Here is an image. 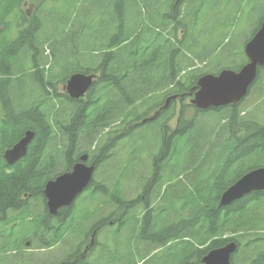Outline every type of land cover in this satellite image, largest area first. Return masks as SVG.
<instances>
[{
  "label": "trees",
  "instance_id": "trees-1",
  "mask_svg": "<svg viewBox=\"0 0 264 264\" xmlns=\"http://www.w3.org/2000/svg\"><path fill=\"white\" fill-rule=\"evenodd\" d=\"M245 1L262 3L90 0L91 7L74 23L71 7L78 0H55L51 8L40 0L44 15L37 10L30 19L21 8L24 0H0V224L19 219L14 232L1 230L0 253L22 246L47 217L32 215L26 200L42 197L43 184L56 175L55 153L61 152L60 163L66 166L75 153L89 152L96 175L119 149L114 184L95 177L91 194L103 196L114 208L105 217L95 216V237L116 213L111 230L126 238L116 240L114 250L102 243L95 264H202L208 250L230 240L238 244L233 264H264V246L255 245V236L264 234V191L218 205L227 186L264 166V114H256V107L264 105V66L242 101L206 110L189 103L177 107L202 75L245 64L243 50L232 42ZM43 16L52 34L43 33ZM13 22L17 29L11 35ZM73 73L95 75L85 95L76 99L57 92ZM26 130L34 132L26 155L9 165L3 153ZM81 141L95 146L79 148ZM225 152L217 168L208 167ZM143 160L150 170L139 174L134 167ZM126 174L136 180H127ZM122 180L142 190L126 199ZM17 208L23 211L6 217ZM81 218L68 220L70 234L82 233ZM45 226L42 230L51 236L39 246H54L63 231ZM120 242L128 250L115 249Z\"/></svg>",
  "mask_w": 264,
  "mask_h": 264
},
{
  "label": "water",
  "instance_id": "water-1",
  "mask_svg": "<svg viewBox=\"0 0 264 264\" xmlns=\"http://www.w3.org/2000/svg\"><path fill=\"white\" fill-rule=\"evenodd\" d=\"M243 51L247 62L238 70L222 69L217 74H204L197 81V89L189 102L199 109L220 107L236 103L247 94L255 80L259 67L264 66V18L254 35L244 44ZM94 75L84 73L71 74L66 82V92L70 98L82 97L92 83ZM34 137L32 130L24 134L3 153L5 161L12 165L26 155L27 147ZM88 155L79 156L70 172H63L46 181L43 194L50 213L60 206L70 204L87 186L94 167L86 165ZM264 190V167L252 169L242 175L219 198V205L231 202L256 191ZM235 242L210 250L201 260L203 264H230V255L235 251Z\"/></svg>",
  "mask_w": 264,
  "mask_h": 264
},
{
  "label": "rangeland",
  "instance_id": "rangeland-1",
  "mask_svg": "<svg viewBox=\"0 0 264 264\" xmlns=\"http://www.w3.org/2000/svg\"><path fill=\"white\" fill-rule=\"evenodd\" d=\"M52 1L54 2L55 0H47L45 8H51V7L55 6L54 4H52ZM39 2H40V0H24L21 8H22L23 11H25L28 14V15L27 14L26 15L29 17V19L31 17H33L37 13V10H38V12H40L39 14L44 15L43 11L40 8L41 6H40ZM250 2H248V4H247V1H245L243 3L242 11L239 12V15L236 18V22H235V25H234V27H235L234 31L235 32L233 33V35L235 36V40H232V42L236 41V44L241 49H243V41H245V39L248 38V36L251 34V29H253L256 26V24L260 20V17L264 14V0H262V3L259 4V5H256V3L254 4V1H253L252 4H250ZM72 5L73 4H70L68 6L69 7L68 11L64 10V12L68 13L69 9H70V7ZM90 7H91L90 0H85V1L78 0V3H75L71 7V12H72V16H71L72 17V21L71 22L76 23V18L75 17L77 15H78L79 21H81L80 20V15L83 16L84 11H86ZM65 8H66V6H65ZM43 18H44V22H45L44 25H41V27L44 28V32L43 33L44 34L45 33H49V32L51 33L52 32L51 25L49 24V22H47L45 20V16H43ZM49 18H50V16H49ZM16 29H17L16 22H13L11 35H14L16 33ZM41 34H42V32H41ZM44 51H45V54H49L47 46L44 49ZM201 65L202 64H198L197 66H201ZM65 86L66 85L64 83H59L57 92L58 93H63V92L66 93ZM262 89H263V87H261V90ZM248 101H249V98H248L247 102ZM183 103H188V99H182V101L178 100L177 101V106L180 107V104H183ZM256 109H257L256 110V114L257 115L262 116L264 114V105L260 104L258 107H256ZM153 115H154V113H152L146 119L148 120V118H150ZM213 123H214V120L211 118L210 119V124L213 125ZM134 124L135 123L133 122L131 125H134ZM171 124L174 125V121H172ZM91 146L92 147L95 146L94 142L92 144H88L86 141H81L79 148H89ZM55 154L57 155L56 156L57 165H56V169L54 170L52 175L60 173L61 170H62V164L60 163V159H59L60 155H61V152H57ZM224 154H227V153L225 152V153H222V154L212 158L211 161L208 163V167L212 166V167H214V169H215V167L217 168L219 163L222 162ZM121 155H122V153L119 151V149H117L114 152V155H113L112 159L110 160V162H108L104 167H102V170H99L98 174H96V175L94 174V177H96L97 180H99V181L101 180V182H105L107 184L113 185L114 182H113V180L111 178L112 173H113V166H117L118 165V160L121 158ZM141 159H145V155H142ZM231 164L232 163H230L228 169H230ZM221 165H222V163H221ZM123 166H124V163H121L119 165V167H123ZM134 170H135V172H138L139 174H141V172H143V170H145V173H146V172H148L150 170V165H148L146 160H143V163H139L138 165H136L134 167ZM208 174H210V173H208ZM126 179L131 181L132 177L128 178V175H127ZM133 179L136 180V178H133ZM183 180L186 181L185 179H183ZM123 181L124 180L121 181V184H123ZM132 184H133L132 182H130V184H129V182L126 181L121 186V189H122V192H123V196L126 199H130V198L134 197L141 190L137 185L133 184L135 186L134 187V186H132ZM172 191L177 194V192L179 190H178L177 187H174ZM86 198L87 197L85 195H83L82 198H80V199L84 200ZM37 210H38V208L35 210V212ZM113 210H114V208L108 203V201L103 196H101V195H96L95 196V214H96L95 216H103V217H105L110 212H112ZM141 212H142V209H140V208H137L135 210V213H137V217H140ZM114 217H118V215L116 216V213H113L111 219L114 218ZM13 218H14V216H12L11 219H13ZM95 220H96V218H95ZM12 222L16 224V223L19 222V219L17 221H14V219H13ZM90 222H91V219L83 221V223H81V226L78 227L79 231H84L85 228L87 227V225ZM108 228L109 227H106L103 230H101L99 233L97 232V235L95 237V244H96V248L97 249L102 243H106L108 245V247L110 248V250H114L113 245L116 243V240L125 241L124 239L126 238V235H123V237L121 239H119V234H117L115 231L113 232V230H111L112 228H109V229ZM1 230H6V228L4 226L0 225V232H1ZM76 237H78V240L76 241V243H80V241L82 240V238H81L82 234H80V235H76V234L69 235L68 234L67 235V243H68L67 247H68V250H70V248L74 247L73 243L76 240ZM255 239H256L255 245L263 248V246H264V234L255 236ZM27 240L30 241L31 239L28 238ZM19 245H21V243H19ZM107 245H106L105 249H109L107 247ZM80 246H82V244ZM39 247L40 246L38 245L37 242H33V245H31V243H30L27 247H25V243H23L22 246H20V247H18L16 249L18 251V253H16V254H12L11 250L10 251H5L4 253H1L0 254V264H2V263L3 264H13L12 262H14V260H16L17 263L20 262L21 264H23V263L26 264V263H28V260H30L31 256L32 257H40V258H43L45 256V254H48L49 256H51L52 255L51 251H53V252L57 251L60 246L59 245L54 246L51 249V251L42 250ZM115 247H116L115 249H123V248H125V249L128 250L127 243H124V242H120ZM27 248H29V249H27ZM112 252L113 251H110L111 254H112ZM123 259L124 258H122V260ZM122 260L120 262H122ZM36 264H39V263H36Z\"/></svg>",
  "mask_w": 264,
  "mask_h": 264
},
{
  "label": "flooded vegetation",
  "instance_id": "flooded-vegetation-1",
  "mask_svg": "<svg viewBox=\"0 0 264 264\" xmlns=\"http://www.w3.org/2000/svg\"><path fill=\"white\" fill-rule=\"evenodd\" d=\"M81 154L75 153V158L69 163V165L63 166L62 164V170L61 172H70L72 170L73 165L79 161V156ZM67 161L65 160L64 163ZM214 162V161H213ZM86 165H93V162L90 161V153L88 152V158L85 161ZM94 166V165H93ZM60 172V173H61ZM94 176L91 177L90 181L88 182L87 186L76 196L75 200L72 201L70 204L65 206H60L56 209L54 213H50L49 209L47 207V200L43 194L44 184L41 190L42 197H28L26 200L27 206H29L30 213L32 215L37 214L40 216H47L42 218L43 223L39 225V229L37 232H31V235H28L30 237L29 240H25V244L33 245V242H37L38 245L40 243L46 242L47 237L51 236L49 232H45L42 230V228H45L47 223L48 229H54V232L60 233L59 241L55 243L54 246L59 245V249L55 252L51 251V249L54 246L49 247H39L42 250H49L52 252V255L49 256L48 254H45L43 258L40 257H30V260H28V263L26 264H80V261H89L95 264V194H91L95 190V183L93 181ZM85 195L87 198L84 200H81V196ZM80 199V200H79ZM77 202V203H76ZM21 207V206H20ZM38 208V210L35 212V210ZM40 208V209H39ZM23 211V208H17L10 210L7 212L6 217H12L15 215L20 214ZM78 216H82V218L79 220L83 223L85 220L91 219V222L87 225L84 231H82V240L80 243H76L78 240V237H76V240L74 241L73 245H76V248L68 250L67 247V235H71L70 231L67 229V222L68 220L77 219ZM14 224L13 222L7 223L6 225H3L6 228L7 233L14 232ZM17 224V223H16ZM1 225V224H0ZM45 226V227H44ZM53 232V231H52ZM53 232V234H54ZM6 233V234H7ZM76 235H80V233H76ZM41 237V238H40ZM45 237V238H44ZM82 244V246H80ZM29 249V248H27ZM72 249V250H71ZM14 253H17V251H14ZM31 255V254H30ZM79 261V262H78ZM19 264V262H18ZM24 264V263H23Z\"/></svg>",
  "mask_w": 264,
  "mask_h": 264
},
{
  "label": "bare ground",
  "instance_id": "bare-ground-1",
  "mask_svg": "<svg viewBox=\"0 0 264 264\" xmlns=\"http://www.w3.org/2000/svg\"><path fill=\"white\" fill-rule=\"evenodd\" d=\"M154 116H155V113H154V115H153V116H151L150 118H148V120H149V119H151V118H153ZM146 120H147V119H146ZM34 221H35V220H34ZM209 223H210V222H209Z\"/></svg>",
  "mask_w": 264,
  "mask_h": 264
}]
</instances>
